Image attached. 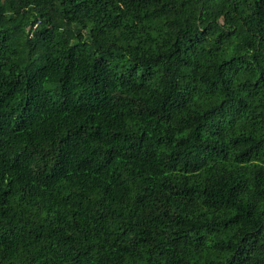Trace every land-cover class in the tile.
<instances>
[{
	"label": "trees",
	"instance_id": "16d2710c",
	"mask_svg": "<svg viewBox=\"0 0 264 264\" xmlns=\"http://www.w3.org/2000/svg\"><path fill=\"white\" fill-rule=\"evenodd\" d=\"M0 264H264V0H0Z\"/></svg>",
	"mask_w": 264,
	"mask_h": 264
}]
</instances>
